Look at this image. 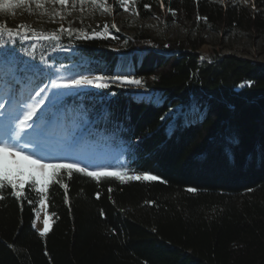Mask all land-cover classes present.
<instances>
[{
	"label": "trees",
	"instance_id": "16d2710c",
	"mask_svg": "<svg viewBox=\"0 0 264 264\" xmlns=\"http://www.w3.org/2000/svg\"><path fill=\"white\" fill-rule=\"evenodd\" d=\"M107 5L123 9L116 0ZM163 5L137 0L130 7L139 15L133 11L132 18L177 24L185 37L160 42L140 27L129 35L115 31L113 38L61 36L57 47L69 54L50 59L111 77L120 75L113 44L146 50L140 60L134 56L130 75L162 102L138 100L117 85L86 91L71 101L69 129L84 142L107 140L120 148L121 169L130 175L150 170L166 183L96 181L75 171L69 178L61 170L56 178L61 182L50 183L47 192L51 226L44 236L34 226L38 194L25 184L33 204L25 199L21 207L5 189L0 264H264V61L201 52L205 31L264 40V0H163ZM101 26L87 27L90 33ZM150 40L163 50L152 49ZM39 72L45 79L47 70ZM172 108L182 113L169 131ZM192 108L204 112L202 118L184 123L182 114Z\"/></svg>",
	"mask_w": 264,
	"mask_h": 264
},
{
	"label": "rangeland",
	"instance_id": "374dc122",
	"mask_svg": "<svg viewBox=\"0 0 264 264\" xmlns=\"http://www.w3.org/2000/svg\"><path fill=\"white\" fill-rule=\"evenodd\" d=\"M243 1L245 2V0ZM10 2H14V0H10ZM45 9L49 11L55 10L57 14L54 16L45 14ZM69 12L71 13L70 15L68 14ZM132 13V10L124 11L123 9L119 12L112 9L101 12L99 7L90 3L89 0H86L82 5L78 2L73 5L72 0H69L67 5H60L58 2L53 4L51 0H44L43 8H37L35 0H28L27 3H18L14 8L0 10V24H5L6 27L17 31H23L19 26L26 24L28 25L29 36L31 37L28 40H22L20 36L13 35L9 38L5 34L3 39H0V53H5V55H0V105H2L0 107V139H7L9 130L13 126L11 116L20 107L32 102L28 99L29 95L35 98V92L48 85V91L44 93L47 97L45 104L38 110V116H41V118L37 119L34 117L33 127L21 133L22 139L19 141V144L24 147L25 151L30 155L35 154L37 158L44 156L47 158V162L80 163L81 166H87L90 170H95L97 167H109L110 170L121 169L125 159L120 148H116L107 140L89 143L84 142L81 135L77 138L73 137L76 132L69 129L71 127L69 125V117L74 112L72 99L83 92L96 91L99 88L89 85L56 89L52 86V80L59 82L60 79H71L77 75H95L80 69L75 63H54L50 59L51 56L62 58L63 55L69 54L70 50L68 48L57 47V39L50 34L56 32L59 37H78V33L76 32H73L71 36L67 35L66 32H60L61 25L64 28L71 26L74 29H83L89 33L87 26L93 23H102L99 29L92 28L97 32H103V25L107 23L109 25L108 32L111 35L95 37L113 38L114 32L117 31V29L111 27L113 22L118 26V31L127 35L132 34L140 27L146 30L153 40L160 42L178 40L187 34L177 24L166 25L160 23L157 18L133 19ZM61 16L64 19H61ZM128 18H131V20ZM125 20L126 24L124 25ZM73 21H77L80 24H74ZM33 28L37 32L44 33V35L39 39L34 38L31 32ZM91 32L89 33L90 36ZM45 36H48V38H45ZM204 36L207 41L201 48L202 56H207L213 50H222L223 53H232L241 57L264 61L263 39H251L237 35L219 36L213 31H205ZM149 44L154 50H163L154 41L150 40ZM112 49L118 52L120 57L115 68V72L120 75L132 74L136 67L134 56L137 55L138 60H140L142 54L146 52V50L139 49L130 50L127 43L120 45L113 44ZM29 51L33 52L32 56L28 55ZM41 67L47 70L45 72V79L44 77L41 79L38 75L40 74L39 69ZM37 80H40L39 82L41 83L38 87H35L33 84L38 82ZM121 88L125 89L138 100L155 103L162 102L159 93L149 91L143 84L139 87L133 85ZM57 91L64 92L66 95L54 97L53 93ZM170 113L171 115H169ZM181 113L179 108H172L167 113V116L171 117L168 123L169 131L175 128ZM203 114L204 112L198 108L186 110L182 114L183 121L184 123L195 121V119L198 121L202 118ZM59 158L66 159L61 161ZM10 166L13 172H15V166ZM46 213L45 205L44 209L40 210L39 218H36L35 221V226L40 231L45 227L43 221L46 218ZM50 226L51 218L49 216L48 229Z\"/></svg>",
	"mask_w": 264,
	"mask_h": 264
},
{
	"label": "snow or ice",
	"instance_id": "6c2138e0",
	"mask_svg": "<svg viewBox=\"0 0 264 264\" xmlns=\"http://www.w3.org/2000/svg\"><path fill=\"white\" fill-rule=\"evenodd\" d=\"M28 0H14V2H10V0H0V10H8L14 8L18 3L23 4L27 3ZM53 4L59 3L60 5H67L69 0H51ZM84 4L86 0H72L73 5ZM90 3L99 7L101 12L110 11V7L107 5V0H89ZM247 2V0H245ZM117 6L123 8L124 11H134L135 15H139V11L135 10L130 6H134L137 3V0H116ZM35 4L37 8H43L44 0H35ZM163 0H161V7H163ZM145 9H150V4H143ZM83 11V9H81ZM168 11H173L170 7ZM45 14L50 16H54L57 13L55 10L49 11L45 9ZM71 14L70 12L68 13ZM173 14L174 11H173ZM61 19H64L61 16ZM206 19V18H205ZM111 27L114 29H118V26L113 22ZM23 31H17L12 28L6 27L5 24H0V39H3L4 35L7 34L9 38L13 35L20 36L22 40H28L31 37L29 36V28L26 24H21L19 26ZM104 31L97 32L95 29L92 30L91 36L88 32L79 28H72L71 26L68 28H64L61 25L59 31L66 32L67 35L71 36L73 32L78 33V38L82 39H90L91 37L101 36V35H111L108 32L109 25L105 23L103 25ZM34 38L39 39L44 33L37 32L36 29H31ZM55 39L59 40V35L56 32L50 34ZM48 38V36H45ZM126 43V42H125ZM33 47H35L33 45ZM0 55H5V53H0ZM29 56L33 55L32 51L28 52ZM43 59V57H41ZM153 80L157 79V77H153ZM144 81L141 78H136L130 74H121L115 75L111 77H106L104 75H77L71 79H60L59 82L56 80H52L51 84L56 89H68L73 87L80 86H94L96 88L107 89L112 85H119L120 87H128V86H141ZM38 87V85H37ZM48 91V85L40 88L39 91L35 92V98L32 95H29L28 99L32 102L26 104L23 107H20L19 110L11 116L12 127L9 130L7 139H0V193H2L5 189H11L10 194L21 202V207L23 206V200L27 199V202L32 205L33 200L28 199L25 192V184H28L29 191H35L38 194L37 203L39 204V208L34 207V211L36 213L37 219L39 218L40 210L44 209L47 201V192L50 186V183H60V180L56 178L61 176V170H65L67 176L71 178L73 171L76 173L84 174L87 177L94 178L96 181H100L101 178H116L120 180L122 183L130 182V181H140V182H156L161 181V178L156 175L150 174L149 171H141V170H132L136 174H129L128 169H115L110 170L109 167H97L95 170H90L87 166H81L80 163H66V162H47V158L44 156H40L37 158L35 154H28L25 151L24 147L19 144V141L22 139L21 133L24 132L28 128L33 127V118L37 119L41 118L38 116V110L41 109V106L45 104V99L47 98L44 93ZM66 95V93L57 91L53 93L54 97H61ZM2 107V105H0ZM43 115V114H41ZM171 115V113L169 114ZM22 117V118H21ZM163 120L164 117L162 116ZM61 161L66 158H59ZM10 165L15 166V172ZM51 170V172H49ZM165 182L166 181H161ZM65 190V200H67V185H63ZM111 192V188L108 189ZM190 192H195L196 189L190 188L188 189ZM252 191V189H249ZM97 198H99V192L96 193ZM4 197L0 195V199ZM149 203H154L149 201ZM103 211L101 210V215ZM54 215V214H52ZM44 229L39 232L40 236L46 235L48 232L49 225V214L46 213V218L43 221ZM35 226V225H34Z\"/></svg>",
	"mask_w": 264,
	"mask_h": 264
},
{
	"label": "bare ground",
	"instance_id": "6f19581e",
	"mask_svg": "<svg viewBox=\"0 0 264 264\" xmlns=\"http://www.w3.org/2000/svg\"><path fill=\"white\" fill-rule=\"evenodd\" d=\"M196 120V119H195Z\"/></svg>",
	"mask_w": 264,
	"mask_h": 264
}]
</instances>
